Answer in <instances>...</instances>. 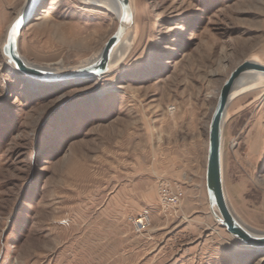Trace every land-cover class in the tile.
<instances>
[{
  "label": "rangeland",
  "instance_id": "obj_1",
  "mask_svg": "<svg viewBox=\"0 0 264 264\" xmlns=\"http://www.w3.org/2000/svg\"><path fill=\"white\" fill-rule=\"evenodd\" d=\"M25 1L0 0V46ZM38 1L18 39L32 63L78 65L115 29L97 5ZM134 4L136 40L98 77L30 79L0 47V264H264V247L239 244L212 218L204 187L220 84L245 58L264 63V0ZM227 107L229 204L264 231V90ZM162 182L183 189L171 213ZM238 185L254 193L240 198Z\"/></svg>",
  "mask_w": 264,
  "mask_h": 264
},
{
  "label": "water",
  "instance_id": "obj_2",
  "mask_svg": "<svg viewBox=\"0 0 264 264\" xmlns=\"http://www.w3.org/2000/svg\"><path fill=\"white\" fill-rule=\"evenodd\" d=\"M118 6V23L114 32L105 40L101 52L93 62L74 70L52 72L28 64L18 50V38L21 33V23L17 32L13 35L11 29L17 20L20 22L23 11L16 15L10 22L6 31L1 53L8 59L12 69L22 75L38 81H57L71 78L98 77L107 73L109 61L114 47L126 31V27L132 23V8L130 0H115ZM32 7L34 0H28ZM254 71L264 76V64L243 59L235 65L221 82L215 97V103L210 114L207 126V150L204 165V187L207 206L210 215L216 223L223 227L230 236L239 244L247 247H264V231L255 230L242 222L226 201L222 178V139L224 131L223 115L230 91L234 82L243 73Z\"/></svg>",
  "mask_w": 264,
  "mask_h": 264
},
{
  "label": "bare ground",
  "instance_id": "obj_3",
  "mask_svg": "<svg viewBox=\"0 0 264 264\" xmlns=\"http://www.w3.org/2000/svg\"><path fill=\"white\" fill-rule=\"evenodd\" d=\"M28 0H26L23 4V6L20 8V10L17 12L20 13L22 10H25L23 11V14H22V18L21 19V29L27 24L29 18L34 14V11L36 10L37 6H38V0H34V3L32 5V7H30V3L29 4H26ZM80 3L82 4H93V5H97L99 7H102L104 9H106L107 11H109L112 15L115 16L116 18V26H117V23H118V6H117V3L115 0H78ZM33 2V0H32ZM130 5H131V8H132V23L130 25H128L126 27V31L125 33L122 35V37L120 38L118 44L114 47L113 51H112V54H111V58H110V61H109V69L107 72L111 71V70H114L115 67L119 66L121 64V62L123 61V59L125 58V55L126 53L129 51V49L132 47V45L134 44L135 40H136V36H137V26L135 24V4H134V0H130ZM16 14V15H17ZM16 17V16H15ZM14 17V18H15ZM13 18V19H14ZM12 19V20H13ZM11 20V21H12ZM10 23H8V25L5 27V31H4V36L2 38V41H1V46L4 42V39H5V35H6V31L9 27ZM116 26H115V29H116ZM114 29V30H115ZM114 32V31H113ZM112 32V33H113ZM111 33V34H112ZM19 39V38H18ZM103 45V44H102ZM0 46V47H1ZM18 50H19V47H18ZM101 52V47L98 51H96L95 53H93L91 55V57L83 60L80 64L78 65H75V66H64L62 65V61H57V62H54V63H49V64H45V65H38V64H35V63H32L30 61H28L26 58H24L20 51V55L25 59V61L32 65V66H36L38 68H41V69H44V70H47V71H52V72H59V71H67V70H74L78 67H81V66H84L86 64H89L91 62H93L96 58H98L99 54ZM1 55L5 58L6 61H8V59L1 53ZM248 60L250 61H254V62H258L260 64H264L262 61L258 60L257 58L255 57H249L247 58ZM10 65V64H9ZM11 66V65H10ZM264 90V76H262V74L258 73V72H254V71H247L245 73H243L240 77H238V79L234 82L233 86H232V89L230 91V96H229V100H228V103H230V101L232 99H234L236 96H239V95H242V94H245V93H248V92H261ZM213 109V107H212ZM212 111V110H211ZM211 114V113H210ZM229 116V112H228V107H226L225 111H224V115H223V123L225 124V121L227 120ZM210 118V117H209ZM209 122V121H208ZM208 126V124H207ZM257 142V141H256ZM259 144V143H258ZM257 144V145H258ZM262 145V144H260ZM258 145V146H260ZM255 146V145H254ZM260 148V147H259ZM253 150V149H252ZM263 151V150H262ZM261 151V152H262ZM254 154V153H253ZM260 154V152H259ZM255 155L256 152H255ZM238 157V156H237ZM242 157V156H241ZM244 157V156H243ZM242 157V158H243ZM246 157V156H245ZM247 158V157H246ZM257 159V158H256ZM245 160H248V159H245ZM239 161V159H238ZM249 161V160H248ZM242 162V161H240ZM236 165V164H235ZM244 169V168H243ZM243 172V170L241 171ZM239 175V174H238ZM242 176V174H241ZM239 177V181L242 180L241 178L242 177ZM244 176V175H243ZM222 178H223V189H224V194H225V197H226V201L227 203L229 204V200H228V194H227V190H226V186H225V181H224V162H223V139H222ZM238 179V178H237ZM246 179V178H244ZM253 180V179H252ZM243 181H246V180H243ZM241 183H239L240 185ZM238 185V186H239ZM245 187V186H244ZM234 188V187H233ZM252 188V187H251ZM235 189V188H234ZM236 190V189H235ZM238 191V194L240 195V198H243V197H247V196H251L252 195V189L248 190L247 192L245 191L244 193H242V189L241 187L239 186V189L237 190ZM242 193V194H241ZM254 193V192H253ZM250 201L252 199L248 198ZM238 200V199H237ZM240 200V199H239ZM249 201V202H250ZM230 206V204H229Z\"/></svg>",
  "mask_w": 264,
  "mask_h": 264
},
{
  "label": "built area",
  "instance_id": "obj_4",
  "mask_svg": "<svg viewBox=\"0 0 264 264\" xmlns=\"http://www.w3.org/2000/svg\"><path fill=\"white\" fill-rule=\"evenodd\" d=\"M160 201L163 208L170 212V210H176L177 206L183 198V189L181 185H171L170 183H160L159 185ZM171 213V212H170ZM149 217L144 214L138 218H135L133 223L136 231H142L147 225H149Z\"/></svg>",
  "mask_w": 264,
  "mask_h": 264
},
{
  "label": "snow or ice",
  "instance_id": "obj_5",
  "mask_svg": "<svg viewBox=\"0 0 264 264\" xmlns=\"http://www.w3.org/2000/svg\"><path fill=\"white\" fill-rule=\"evenodd\" d=\"M20 23H21V22H20L19 20H17V21L15 22V24L12 26L11 31H12L13 35L16 34V32H17V28H18V26L20 25ZM173 34L175 35L176 33L174 32Z\"/></svg>",
  "mask_w": 264,
  "mask_h": 264
},
{
  "label": "crops",
  "instance_id": "obj_6",
  "mask_svg": "<svg viewBox=\"0 0 264 264\" xmlns=\"http://www.w3.org/2000/svg\"><path fill=\"white\" fill-rule=\"evenodd\" d=\"M188 202V201H187ZM184 203V202H183ZM183 205V204H182ZM185 205V204H184ZM183 210V209H182Z\"/></svg>",
  "mask_w": 264,
  "mask_h": 264
}]
</instances>
